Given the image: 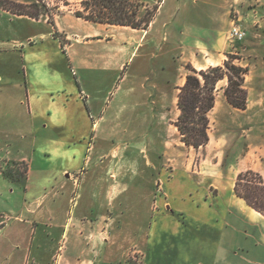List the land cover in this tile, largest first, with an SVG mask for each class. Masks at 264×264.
I'll return each instance as SVG.
<instances>
[{
	"label": "crops",
	"instance_id": "obj_1",
	"mask_svg": "<svg viewBox=\"0 0 264 264\" xmlns=\"http://www.w3.org/2000/svg\"><path fill=\"white\" fill-rule=\"evenodd\" d=\"M224 1L228 7L234 6V18L223 15V20L212 22L211 17L217 14L214 9L208 14L211 18L208 25L184 26L183 31L189 33L182 35L184 38H179L175 47L179 55L175 67L176 92L184 83L183 63L197 71L205 70L222 65L228 54H237L234 52L238 50L241 57L236 64L247 68L243 81L247 96L245 109L235 108L223 94L219 97L215 94L207 118L210 125L220 116L229 117L227 122L231 126L251 132L249 139L246 146L241 139L240 149L235 140L229 157L225 153L231 144L230 138L226 134L212 136L207 130V153L196 172L200 181L208 183L190 182L183 178L186 175L182 170L175 171L174 177L167 181L163 168L152 160L156 155H149L145 163L150 170L148 174L136 168L135 163L128 166H131L129 170L123 164L110 173L97 163L89 181L80 177L84 183L79 188L87 193L75 196L78 202L85 198L81 206L72 200L71 191L66 188L67 180L73 175L74 168L68 166L76 159L75 151L71 149L63 154L68 165L60 169L45 168L44 159L38 160L37 177L32 178L37 126L30 121L25 127L11 102L12 93L0 92V264H264V216L233 192L236 176L246 170L258 173L264 182V140L257 137L261 132L258 129L264 128V0ZM64 18L83 24L85 32L80 37L75 34L74 38L86 46L93 44V39L97 44L112 45L111 39L101 36L96 27L105 31L128 28L141 35L145 32L148 35L153 27L150 24L145 30L135 29L59 14L53 17L54 30L65 40H71L72 35L68 30L65 32ZM235 24L245 32L241 40L227 36ZM166 25L163 23L162 27ZM120 49L116 47L115 51L84 60L83 66L99 64L108 75L122 65L118 60ZM155 55L151 54L150 59ZM167 73L166 58L154 63L149 73H145L154 78L152 92L140 85L141 95L150 99L156 112L149 123L150 129L152 123H157L158 113L167 106V90L159 83V79L168 77ZM79 91L80 98L87 92L83 87ZM136 92L130 88L124 95L133 97ZM84 97L88 99L89 94ZM176 101L177 93H174L172 102ZM59 103L51 106L56 113L61 111ZM21 104L32 114L29 101ZM131 104L132 108L139 109L144 106V100L133 99ZM86 105L84 109L79 105L80 112L85 114L89 107H94L92 103ZM121 106L129 108L125 103ZM65 107L70 115L71 138L76 137V110L64 105L63 111ZM25 132L31 134L27 143L21 141ZM63 142L69 140L65 138ZM7 162L28 165L22 185L3 176L1 170ZM153 176L154 182L165 179L162 182L165 196L157 199L152 209ZM211 187L215 193L209 195ZM45 191L51 192L46 202L43 201L47 199L45 194H37ZM125 192L131 194L125 195ZM75 208L76 212L72 213Z\"/></svg>",
	"mask_w": 264,
	"mask_h": 264
},
{
	"label": "rangeland",
	"instance_id": "obj_2",
	"mask_svg": "<svg viewBox=\"0 0 264 264\" xmlns=\"http://www.w3.org/2000/svg\"><path fill=\"white\" fill-rule=\"evenodd\" d=\"M9 1L25 5L24 9L26 10L42 11L34 18L11 13L0 6V92L12 93L11 102L17 107V114L25 127L26 123L30 121L35 122V126H37L38 141L33 151L35 160L32 178L37 177L35 168L38 166V160L44 159L42 166L45 168L60 169L68 165L63 154L72 149L77 155L76 159L71 161L73 165L68 166L74 170L71 171L73 174L71 180L66 182V188L71 191V198L76 202H78V198L76 200L75 196L82 193L87 194L79 186L84 181L90 180V175L97 163L105 167L104 169H107L106 171L109 173L118 166L123 167V164L124 168L128 169L131 167H128L130 164L135 163L136 168L142 169L148 174L150 170L145 166V163L149 155H156L152 157V160L155 165L163 168L166 174L164 178L167 181L174 177L175 171L182 170L186 175L183 178L193 183H199L200 178L196 171L207 153L205 144L198 148L185 145L181 141L179 131L176 132L174 128L179 110L177 101L176 103L172 102L173 95L174 93L178 94L179 87L184 84L179 86L176 92L175 67L178 64L179 55L176 54L175 47L177 40L181 39L182 35L186 36L189 33L186 30L183 31L184 26H192L193 23L206 26L211 18L212 22H217L218 19L223 20V15L234 18V6L228 7V3L224 0L134 1L132 3L137 7L136 19L140 20L142 24L145 23V20H149L148 26L150 24L153 26L151 31L148 35L146 32L141 35L140 32L128 28H109L105 31L96 27L95 29L101 36L106 35L111 39L112 45H108V48L104 42L97 44L95 39H93V44L88 46L81 40L75 39V34L80 37L85 30L81 22L72 23L71 18L62 19L63 27L66 28L65 32L68 30L72 35L71 40H69L70 38L64 40L63 35L58 32L55 35L54 16L66 14L77 17L75 15L77 11L87 15L88 12L83 11L82 0ZM33 4H36L37 7ZM214 9L217 14L212 15L213 17L209 19L208 14L211 15ZM45 17L46 20H44ZM163 23H167V25L162 27ZM229 33L227 32V36ZM163 37H166L167 41H164ZM229 38L231 39L230 36ZM116 47L121 48L118 60L122 65L116 69V65H114L115 70L108 75L107 72L101 70L99 64L91 63L89 68L83 66L84 60L90 61V59L107 54V52L110 53L112 49L115 51ZM234 53L237 54L228 55L237 57L233 59V63L236 64L241 56L238 54V50H235ZM151 54L156 55L150 59ZM228 55L225 60L228 59ZM166 58L169 69L168 77H162L159 79V83L167 90L165 95L167 106L165 110L158 113V118H156L158 120H155L157 123H152L153 127L150 129L149 123L153 120L156 112H153L154 107L150 105V99L141 95L140 85L152 92L151 82L154 78L152 79L150 74L145 75V73H149V69L154 63ZM187 65L191 66L186 63L182 64L183 75L185 74L184 81L186 75L190 73ZM11 79L14 80L13 85ZM227 83L226 77L219 80L215 85L214 95L217 94L219 97L223 94L224 96ZM79 87L87 90L88 93L86 92L85 95L89 94L88 99L84 97L85 95L80 98ZM130 88L137 91L136 96L127 97L124 95V92ZM133 99L144 100V106L139 109L132 108L131 101ZM27 101L31 104L32 114H28L21 104V102L26 103ZM57 102H60L62 107L61 111L56 113L51 106ZM87 103H92L94 107H89L84 114V112H80V106L82 105L81 108L84 109ZM122 103L129 105V108L122 107ZM64 105L72 106L76 110L74 113L77 118L74 127L77 132L76 137L72 136L73 139L68 124L70 121L68 107H65L66 111H63ZM228 118L218 117L217 122L210 123L207 130L212 136L226 134L230 138L231 144L225 153L230 157V148L234 141L239 142L238 149H240L242 140L246 146L251 132L249 133L247 128L231 126V122H227ZM258 130L261 132L257 137L264 140V128ZM30 135L25 132L21 141L27 143L31 138ZM65 138L69 142L64 143ZM44 153L47 156H43ZM116 157L117 159H115ZM80 158L82 159L80 160ZM23 164L22 162H7L3 164V169L10 172L22 171ZM25 165L28 166L26 163ZM128 170L125 172L126 175L129 174ZM13 177L16 178L17 175L15 174ZM80 177L84 178L83 182ZM154 177L152 178V209L155 207L157 199L165 196L162 187L165 179L162 178V181L154 182ZM26 178L25 174V176L17 178V182L22 185ZM64 179L67 178L64 177ZM200 183L208 182L200 181ZM57 185H59L58 182ZM50 193L45 191L37 194H45L47 199L44 198L43 201L46 202ZM208 193L211 195L215 191L211 187ZM129 194L131 192H125V195ZM84 202L85 198H82L78 203L83 206ZM74 212H76V208L72 209V213Z\"/></svg>",
	"mask_w": 264,
	"mask_h": 264
},
{
	"label": "trees",
	"instance_id": "obj_3",
	"mask_svg": "<svg viewBox=\"0 0 264 264\" xmlns=\"http://www.w3.org/2000/svg\"><path fill=\"white\" fill-rule=\"evenodd\" d=\"M134 1L138 0H82L83 11L88 13L83 15L77 11L75 15L92 22L146 29L149 20H145V23L142 24L140 20L136 19L137 7L133 5L132 2ZM0 6L11 13L34 18L42 13V11L26 10L24 9L25 5L9 0H0ZM33 6L37 7L36 4ZM48 21H51L50 16ZM55 35H57L56 31ZM234 58L237 57L228 55V59L223 62L222 66H210L206 70L200 71H196L187 65L190 73L186 75L184 84L179 87L177 94L179 114L174 122L181 135V141L185 145L198 148L206 144L208 139L207 114L214 104L215 85L224 77L228 81L224 89L227 102L235 108L245 109L246 91L243 87V81L247 68L233 63ZM23 165L22 171L10 172L3 169L1 172L5 178L18 181L17 178L25 176L27 171L25 163ZM14 173L17 175L16 178L13 177ZM233 192L246 205L264 216V182L258 173L251 170L239 173L235 179Z\"/></svg>",
	"mask_w": 264,
	"mask_h": 264
},
{
	"label": "built area",
	"instance_id": "obj_4",
	"mask_svg": "<svg viewBox=\"0 0 264 264\" xmlns=\"http://www.w3.org/2000/svg\"><path fill=\"white\" fill-rule=\"evenodd\" d=\"M229 36L231 39L241 40L245 36V32L238 26H233L230 30Z\"/></svg>",
	"mask_w": 264,
	"mask_h": 264
}]
</instances>
